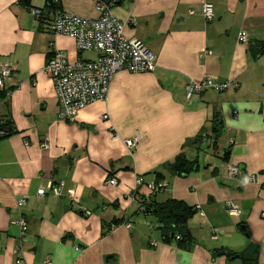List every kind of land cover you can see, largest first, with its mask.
Wrapping results in <instances>:
<instances>
[{
  "label": "crops",
  "instance_id": "obj_1",
  "mask_svg": "<svg viewBox=\"0 0 264 264\" xmlns=\"http://www.w3.org/2000/svg\"><path fill=\"white\" fill-rule=\"evenodd\" d=\"M206 3L214 6L210 23L202 17ZM60 6L77 17H99L94 0H60ZM33 9L45 18L37 21ZM113 13L122 21L136 17L125 35L156 56L157 69L118 73L108 99L69 123L59 118L45 68L54 52L78 61L76 42L47 31L53 18L47 0H0V68L15 70L6 80L11 95L0 90V264H243L224 253L239 255L251 245L264 264V52L256 59L250 52L264 43V0H122ZM240 32L248 44L238 41ZM205 78L241 88L189 101L187 85ZM137 135L140 143L129 150L125 141ZM201 135L209 149L200 150ZM226 149L229 163L221 160ZM183 153L200 170L172 176L165 167ZM230 166L240 169L232 179ZM139 177L144 185L137 188ZM114 178L116 187L108 184ZM59 181L61 197L38 196ZM150 184L166 187L153 195ZM169 200L197 210L189 221L191 250L166 243L144 212V203ZM22 216L29 233L17 255L21 230L14 223Z\"/></svg>",
  "mask_w": 264,
  "mask_h": 264
},
{
  "label": "built area",
  "instance_id": "obj_2",
  "mask_svg": "<svg viewBox=\"0 0 264 264\" xmlns=\"http://www.w3.org/2000/svg\"><path fill=\"white\" fill-rule=\"evenodd\" d=\"M99 15L97 19H85L70 15L58 9L60 0H47L49 8L53 9V18L48 24L47 31L55 36H63L76 42L80 54L78 61L71 63L62 53L54 52L49 58L45 73L51 78L59 100V118L69 123H75L80 111L96 102H104L108 99L110 86L115 76L120 72L130 74H152L157 69L156 56L139 40L128 39L125 31L129 27L137 26V19L132 14L125 20L118 19L113 13V8L121 0H94ZM58 7V8H57ZM32 15L37 21L45 18V12L33 9ZM202 17L208 23L215 19L214 6L206 3L203 7ZM240 43L248 44L249 37L245 32L238 36ZM87 53H94L97 59L91 60L85 57ZM210 52L201 55L205 58ZM14 68L4 66L0 68V90L11 95L12 91L6 88V80L11 78ZM240 90L239 83L220 84L212 78H205L199 82H192L186 87V98L191 101L196 95H202L208 91L223 92L229 89ZM108 119V117H105ZM140 143V136L126 140L125 145L129 150L134 149ZM48 149V144H43ZM240 174L239 167L230 166L228 176L232 179ZM253 182L256 177H252ZM111 186H117V179L108 181ZM144 185L143 177H139L136 186ZM64 182H49L46 188L38 191L39 197L46 195L52 198L61 197ZM149 191L155 195L165 189V185H147ZM73 197V193L70 194ZM74 198V197H73ZM134 199V195L131 196ZM28 202V197H22L17 206L23 210ZM228 211L236 215L239 211L234 204H229ZM85 217L93 215L90 211H84ZM21 230L15 253L18 255L27 243L29 224L25 217H21L14 223ZM131 227V224H127ZM156 247L157 243H151ZM3 246L0 244V252ZM17 264H24L20 260ZM46 264H50L48 261Z\"/></svg>",
  "mask_w": 264,
  "mask_h": 264
},
{
  "label": "trees",
  "instance_id": "obj_3",
  "mask_svg": "<svg viewBox=\"0 0 264 264\" xmlns=\"http://www.w3.org/2000/svg\"><path fill=\"white\" fill-rule=\"evenodd\" d=\"M58 9L61 10V6H59ZM49 11L51 13L53 9L49 8ZM250 52L252 57L256 59L264 52V43L257 45L253 44L250 48ZM3 130L6 133L8 129L5 127ZM217 130L218 127L215 129V132H217ZM219 139L220 138H217L213 144L214 150L218 149ZM199 141L201 145L200 150H206V147L209 149L211 146L205 143V141H209L207 135H201V137H199ZM230 156V149H226L221 160L229 163ZM165 168L172 176L188 177L198 172L200 170V165L198 162L190 161L183 153L179 155L172 164L167 165ZM144 207L145 214L156 219L159 231H161L163 239L166 243H176L178 248L186 251L192 249L196 241L190 231L189 221L197 213L195 208L188 206L186 203L175 200H169L164 203H144ZM115 225H118V223ZM219 254L223 253L220 252ZM224 254H227L229 259L239 256V259L243 264H259V247L255 245H251L245 252L239 255L231 253Z\"/></svg>",
  "mask_w": 264,
  "mask_h": 264
},
{
  "label": "water",
  "instance_id": "obj_4",
  "mask_svg": "<svg viewBox=\"0 0 264 264\" xmlns=\"http://www.w3.org/2000/svg\"><path fill=\"white\" fill-rule=\"evenodd\" d=\"M237 259H239V256L234 257L233 259H231V261H235Z\"/></svg>",
  "mask_w": 264,
  "mask_h": 264
},
{
  "label": "rangeland",
  "instance_id": "obj_5",
  "mask_svg": "<svg viewBox=\"0 0 264 264\" xmlns=\"http://www.w3.org/2000/svg\"><path fill=\"white\" fill-rule=\"evenodd\" d=\"M224 146H226V145H224ZM222 150H224V149H222Z\"/></svg>",
  "mask_w": 264,
  "mask_h": 264
}]
</instances>
